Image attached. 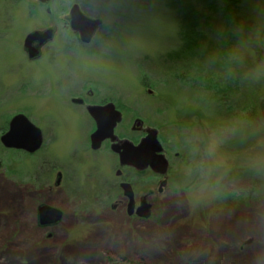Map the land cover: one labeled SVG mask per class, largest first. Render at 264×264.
I'll return each mask as SVG.
<instances>
[{
	"label": "rangeland",
	"instance_id": "obj_1",
	"mask_svg": "<svg viewBox=\"0 0 264 264\" xmlns=\"http://www.w3.org/2000/svg\"><path fill=\"white\" fill-rule=\"evenodd\" d=\"M75 1L88 15L104 20L94 41L84 47L88 53L76 43L70 56L59 55L57 65L46 59L30 62L22 49L30 31L59 25L51 45L56 49L73 38L59 18ZM168 1L51 0L42 5L0 0V137L21 111L44 129L57 128L54 148L64 157L74 142L81 148L88 127L65 116L61 94L50 86L68 76L78 78L77 91L85 80L116 81L121 87L116 95L127 103L136 100L137 110L152 122L166 125L169 112L176 120L189 112L204 118L201 175L212 182L217 165L225 167L220 194L207 182L206 195H191L192 190L183 195L181 184L175 187L177 195H158L156 225L150 229L131 235L118 222L108 227L81 219L57 229L56 239L47 241L33 226L35 200L26 202L27 216L20 201L13 207L5 203L8 195L0 188V264H111L110 258L141 264H264V0H243L238 13L229 16L225 0H212L190 44L184 20ZM142 80L159 97L139 87ZM62 123L73 126L66 146ZM214 137L223 143L209 155ZM24 157L0 139V177L3 173L18 184L36 182L29 170L23 171L29 166ZM11 160H17L15 173ZM90 203L77 202L67 213L100 209Z\"/></svg>",
	"mask_w": 264,
	"mask_h": 264
},
{
	"label": "flooded vegetation",
	"instance_id": "obj_2",
	"mask_svg": "<svg viewBox=\"0 0 264 264\" xmlns=\"http://www.w3.org/2000/svg\"><path fill=\"white\" fill-rule=\"evenodd\" d=\"M37 1L42 5H48L50 2ZM76 3L80 4L77 1L73 2L59 18L66 23L73 36L64 43L62 49L51 47L59 33V25L57 24L40 28V30H45L53 27L55 33L53 38L46 42L41 43L40 40L33 42L39 51L35 58H31L25 49V39L31 31L26 34L22 40V49L30 62L46 59L51 66L57 65L60 60L59 55L70 56L73 52L72 48L76 47V43L82 45L80 50L88 53L84 47L89 46L94 41L98 32L90 43H85L81 40L80 33L72 29L70 11ZM47 9L48 12H51L50 7ZM77 81L76 76L63 77L56 80L55 85L50 87L51 91L56 87V91L60 92L59 99L65 116L75 117L88 127V134L83 138L80 149L76 147L75 142L70 145L72 139L69 138V152L64 157H60V154L56 152L57 149L54 148L57 143L54 131L57 128L49 126L44 129L35 123L28 114L21 111L14 113L5 131L10 129L13 117L20 113L25 114L41 129L43 142L38 150L30 152L23 148L6 147L16 151L17 154L21 153L26 156L23 159L24 162L25 160L29 162V166H25L23 171L29 170L36 178V182L25 181L18 184L1 173L0 188L4 189L8 195L5 203L9 207H13L17 201H20L23 205V213L28 211V208L25 207L26 202L31 199L35 200L33 226L45 234L44 240H55L57 229L72 226L76 220L80 221L81 219L84 221H103L108 227L118 222L123 233L124 231H128L131 235L135 232L140 233L142 230L150 229L156 225L154 218L157 217L158 195H177L175 187H179L181 184L185 188L183 195H190L189 191L191 190V195L193 193L206 195L205 187L208 183L219 192L218 188L222 183L221 173L225 167L222 168L220 164L217 165L219 167H216L217 171L212 182L208 180V177L201 175L205 170L206 151V124L201 115L189 112L183 118L176 120L172 112H169L167 124L162 125L152 122L142 115L134 105L137 104L136 100L127 103L126 97L116 95L117 93L120 94L121 88L115 85L118 82L89 79L85 80L81 85V90L77 91ZM138 86L143 87L149 96L159 97V93L153 89L147 80L140 81ZM41 91L47 92L45 88ZM107 91L111 94H107ZM110 105L113 107L111 108ZM153 114L154 116L162 115L161 112H154ZM118 117H120L119 120H117ZM100 125L103 127V134L106 136L100 144L94 146L92 137ZM153 128L157 129V138L162 150L159 152L146 150L145 157L142 159L136 157L123 160L121 151H124V147L126 145L140 146ZM72 129L73 126L71 125L61 124L60 130L65 135V146L66 137L71 136ZM262 135L264 136V132ZM252 145L246 144L245 148L253 147ZM158 154H164L168 160L167 168L155 161ZM16 167L17 160L11 164V173L16 172ZM231 180L226 179L225 181L232 182ZM216 193L215 195L218 194ZM145 199L151 204L149 217L139 213V208ZM84 201L89 205L92 202L100 206V209L91 207L82 210L78 215L75 210L72 213H67V207ZM43 204H50L62 210V216L58 222L43 223L41 221L39 208ZM26 215L29 216V213L27 212ZM67 238L68 235L65 240Z\"/></svg>",
	"mask_w": 264,
	"mask_h": 264
},
{
	"label": "water",
	"instance_id": "obj_3",
	"mask_svg": "<svg viewBox=\"0 0 264 264\" xmlns=\"http://www.w3.org/2000/svg\"><path fill=\"white\" fill-rule=\"evenodd\" d=\"M47 3L51 0H40ZM70 24L73 30L80 33V38L85 43H90L98 30L103 26L104 20L102 18H93L83 12L80 4L76 3L72 6L70 11ZM55 28L50 27L45 30H33L25 39V49L31 58L38 56V47L33 45L35 40H40L41 43L53 38ZM112 108L113 105H110ZM120 113V112H119ZM120 117L117 118L119 120ZM103 127L100 125L99 129L93 134V145L97 146L103 140L106 134ZM1 141L5 147L9 148H23L30 152L38 150L43 142L41 129L35 125L25 114H17L11 120L10 129L2 134ZM131 145V144H129ZM154 148V149H153ZM146 150H162L159 139L157 138V129L153 128L150 134L143 140L138 147L125 146L124 151H121L123 160L144 158ZM154 158V157H153ZM155 161L163 167L167 168L168 160L164 154H158ZM133 196V195H131ZM139 213L142 216L149 217L151 215V204L143 202L139 208ZM39 214L43 223H56L62 216V210L50 204H43L39 208Z\"/></svg>",
	"mask_w": 264,
	"mask_h": 264
},
{
	"label": "trees",
	"instance_id": "obj_4",
	"mask_svg": "<svg viewBox=\"0 0 264 264\" xmlns=\"http://www.w3.org/2000/svg\"><path fill=\"white\" fill-rule=\"evenodd\" d=\"M243 0H225V11L228 16L236 12L240 7V3ZM212 0H169L168 5L174 7V9L179 11V16L182 17L185 23H183L184 28V38L186 43L190 44L195 42L192 35L198 34L201 27L202 19L206 18L209 14L208 5L212 3ZM213 7V6H211ZM253 194L252 192L250 193ZM125 261L120 262L117 259L110 258L111 264H141L134 259H124Z\"/></svg>",
	"mask_w": 264,
	"mask_h": 264
},
{
	"label": "clouds",
	"instance_id": "obj_5",
	"mask_svg": "<svg viewBox=\"0 0 264 264\" xmlns=\"http://www.w3.org/2000/svg\"><path fill=\"white\" fill-rule=\"evenodd\" d=\"M223 143V141L217 137H214L209 145V155H214L216 153V151L220 148L221 144Z\"/></svg>",
	"mask_w": 264,
	"mask_h": 264
}]
</instances>
